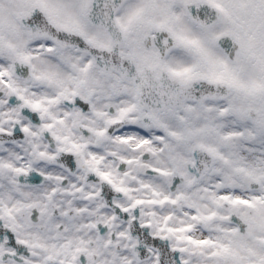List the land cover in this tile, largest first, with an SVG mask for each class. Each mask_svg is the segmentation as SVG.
<instances>
[{
	"label": "snow or ice",
	"instance_id": "1",
	"mask_svg": "<svg viewBox=\"0 0 264 264\" xmlns=\"http://www.w3.org/2000/svg\"><path fill=\"white\" fill-rule=\"evenodd\" d=\"M0 264H264V0H0Z\"/></svg>",
	"mask_w": 264,
	"mask_h": 264
}]
</instances>
